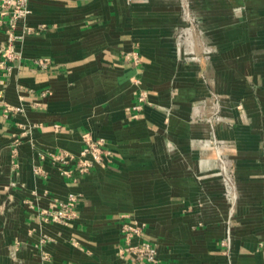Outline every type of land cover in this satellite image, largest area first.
<instances>
[{"label":"crops","instance_id":"0c3cea01","mask_svg":"<svg viewBox=\"0 0 264 264\" xmlns=\"http://www.w3.org/2000/svg\"><path fill=\"white\" fill-rule=\"evenodd\" d=\"M190 1L193 22L176 0H29L14 26L0 2V264H131L133 222L154 264H264V0ZM85 133L111 152L91 173L39 158ZM70 193L74 220L45 222Z\"/></svg>","mask_w":264,"mask_h":264},{"label":"built area","instance_id":"2783aa9c","mask_svg":"<svg viewBox=\"0 0 264 264\" xmlns=\"http://www.w3.org/2000/svg\"><path fill=\"white\" fill-rule=\"evenodd\" d=\"M182 8L183 15L186 20H191V1L190 0H176ZM4 7L3 14H11V25L14 26L16 21L25 18L30 13L29 0H0ZM18 38L11 34L10 41ZM36 64L43 69H46L50 64V59L37 60ZM2 92H0V96ZM139 104L134 107L135 110H140L143 107V103L146 101V95L144 93L139 94ZM82 141L84 147L77 155L67 152H40L39 158L45 160L49 158L53 165L57 168L60 175L68 178L76 179V175L85 176L96 168L97 166H103L111 160V152L106 148V142L104 139L93 140L90 134L85 133L82 135ZM18 145L15 144L12 150L13 157L18 155ZM34 172L36 174H42L43 170L39 165L34 166ZM233 172L225 171L224 184L228 189H231ZM228 198L231 203V210L234 208V197L228 193ZM79 195L76 193H70L67 199L60 201L57 199L52 200L48 207L42 209L39 215L45 222L69 224L74 220L76 215V209L79 203ZM233 211H231L232 213ZM228 232L227 237L223 240V245L230 246L231 242V219L228 220ZM145 225H140L138 222L133 224H126L122 228L125 246L122 248L123 255H127L131 264L141 263H157L158 262V248L151 241L143 239ZM138 238L137 243H133L134 238ZM44 258H48L47 255Z\"/></svg>","mask_w":264,"mask_h":264}]
</instances>
